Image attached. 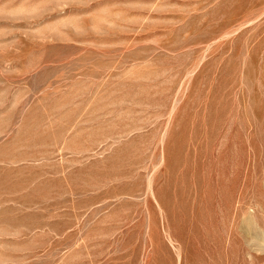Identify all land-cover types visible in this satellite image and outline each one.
Listing matches in <instances>:
<instances>
[{
    "label": "rangeland",
    "instance_id": "374dc122",
    "mask_svg": "<svg viewBox=\"0 0 264 264\" xmlns=\"http://www.w3.org/2000/svg\"><path fill=\"white\" fill-rule=\"evenodd\" d=\"M0 264H264V0H0Z\"/></svg>",
    "mask_w": 264,
    "mask_h": 264
}]
</instances>
